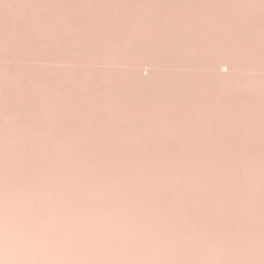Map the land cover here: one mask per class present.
Listing matches in <instances>:
<instances>
[{
    "label": "bare ground",
    "instance_id": "1",
    "mask_svg": "<svg viewBox=\"0 0 264 264\" xmlns=\"http://www.w3.org/2000/svg\"><path fill=\"white\" fill-rule=\"evenodd\" d=\"M72 1L76 5L71 8L66 0H50L48 55L50 64L58 66L48 68L46 80L37 82L30 75L22 86L18 73L3 64L11 60L10 50L0 52V134L8 135L9 143L2 137L0 264H244L246 247L250 264H264V226L247 223L252 230L247 228L251 231L248 237L255 231L257 240L247 241L246 233H241V181L247 179L245 173L251 182L256 176L254 162L246 163L247 172L241 170V151L264 148V0ZM84 5L94 7L82 22L78 15L84 12ZM82 63L106 67L80 68ZM71 64L75 69L69 68ZM141 65L151 67L146 75L136 68ZM221 66L226 72L219 71ZM22 93L29 97L24 96L29 99L24 98L25 103L19 97ZM35 93L42 106L35 104L38 97L30 99ZM39 132L50 139L49 145L64 151L63 155L74 152L73 160L69 153L71 161L60 157L44 140L40 143L46 149L53 148L50 155L43 150L41 155L39 150L44 147L36 142L39 148L33 146L40 155L34 153L32 160L35 150L29 151L27 159L30 147L20 150L15 136ZM16 146L27 152L28 157L21 154L29 161H24L29 164H23L24 169L19 156L23 152L16 155ZM92 149L105 156L103 160L95 153L96 160L105 162L109 154L114 156L113 163L103 167L95 159H83ZM133 150L144 151L154 160L167 151L180 156L179 160L192 159L186 168L193 188L183 182L184 171L180 174L175 165L178 159L175 163H166L165 157L163 163L162 159L136 161ZM54 151L59 155L55 158L64 159L59 160L61 165H68L69 172L64 170L73 189L63 186L59 177L54 179L56 175L52 180L50 174L57 172L49 168L58 162L49 164L55 160H51ZM196 159L202 161H193ZM70 162L77 171L69 168ZM78 165L84 167L83 172H95L99 184L95 179L89 181L94 182L92 190L90 184L85 185ZM127 166L137 177L128 175ZM114 181L120 183L121 191H129L128 198L122 197L124 192L120 197L110 193ZM196 181L206 191L199 189L200 194L192 196L198 191ZM87 188L96 202L89 200ZM158 191L160 203L169 196L170 202H193L191 208L201 207L208 215L202 218V212L199 221L193 210L190 218L183 211L190 207L178 203L185 205L180 208L182 214H188L182 221L188 222L187 227L180 228L169 199L164 200L171 204L168 209L164 201L155 205L160 195L154 192ZM251 195L249 192L247 198ZM72 198L78 206H88L81 216L77 205L68 208ZM251 212L256 215L255 210ZM93 222L104 232H91L87 225ZM59 238L63 243L55 242Z\"/></svg>",
    "mask_w": 264,
    "mask_h": 264
},
{
    "label": "rangeland",
    "instance_id": "2",
    "mask_svg": "<svg viewBox=\"0 0 264 264\" xmlns=\"http://www.w3.org/2000/svg\"><path fill=\"white\" fill-rule=\"evenodd\" d=\"M71 1V2H70ZM97 1V4H98V0H96ZM66 2H67V7H68V5L72 8L74 5H76V3L74 4V2L72 1V0H66ZM70 3V4H69ZM73 4V5H72ZM92 7H94V6H88V5H84V8H83V13L81 14V13H79V15H78V20L79 21H82V22H84L86 19H87V17L88 16H90L91 15V13H90V9L92 8ZM51 8V3H50V0H0V52H4V53H6L7 52V50H10V52L8 51L7 52V54L9 53V56H11V60H9L7 63L6 62H4L3 64H5V65H8V66H10V68L12 69V70H15L17 73H18V79L20 80V82H21V85L23 86L24 84L23 83H26L27 82V80L28 79H26L27 77H30V75H31V77L29 78V79H31L32 77V80H37V82L39 81H44V80H46L47 79V74H45V73H47L48 72V68L49 69H51V68H53V66L52 65H54V67H57L58 65H56V64H54V63H51L50 64V59H49V55H48V51H49V49H50V46H49V44H48V42H49V36H48V31H49V33H50V30H49V26H50V22H49V9ZM47 16V17H46ZM3 33V34H2ZM6 34V35H5ZM5 36V37H4ZM4 49H6L5 51H4ZM32 49V50H31ZM31 50V51H30ZM12 51V52H11ZM33 51H35V52H33ZM14 52V54H16L18 57H16L14 54H12ZM31 52V53H30ZM33 52V53H32ZM36 52H39V54L38 53H36ZM28 54H33L32 56H36L35 57V61H34V57L32 58V56L31 57H29L30 55H28ZM36 54H38L39 56H37ZM14 55V56H13ZM13 56V57H12ZM45 56H46V58H45ZM47 57H48V59H47ZM17 58H20L19 59V61H18V59ZM32 58V59H31ZM39 58V59H38ZM22 59H25V60H22ZM30 59L31 61H29V62H27L28 60ZM46 61H45V60ZM15 60H16V62H15ZM22 62H21V61ZM27 60V61H26ZM37 60H39L38 62H37ZM44 60V61H43ZM47 60H48V63H47ZM11 61H14V63L13 62H11ZM18 61V62H17ZM24 61V62H23ZM9 62H11V63H9ZM14 64V66H12L13 64ZM17 63V64H16ZM46 63H47V65H46ZM37 64V65H36ZM48 64H50V65H48ZM68 64V63H67ZM29 65V66H28ZM38 65H40V66H38ZM41 65H43V66H41ZM62 65V64H61ZM66 65V63H64V65L63 66H65ZM73 65L74 64H71V67H69V68H71L72 69V67H73ZM76 65V64H75ZM97 65V64H96ZM17 66V67H16ZM28 66V67H27ZM31 66V67H30ZM44 66H46V67H44ZM50 66H52V67H50ZM70 66V65H69ZM78 65H76L75 67H77ZM80 66V68L82 67V68H91L92 66L93 67H95V69L97 68V66H98V68H101L102 66H104V65H102V64H99V65H97V66H94V65H88V64H86V63H82L81 65H79ZM91 66V67H90ZM20 67H22V68H20ZM23 67H27V68H24L23 69ZM35 68V70H34V68ZM39 67V68H38ZM59 67H60V64H59ZM65 67H67V66H65ZM92 67V68H93ZM104 67H106V65L104 66ZM13 68H16V69H13ZM30 68V70L32 71V70H34V71H32V72H35V73H30L29 74V71H28V69ZM69 68H67V69H69ZM78 68V67H77ZM97 68V69H98ZM127 68H129V66H127ZM143 75H146L147 74V72L151 69V67L149 66V65H141V66H138V67H136ZM21 69V70H20ZM36 69H38L39 70V72L37 73V71H36ZM46 69V70H45ZM66 69V68H65ZM73 69H75L74 67H73ZM102 69H103V67H102ZM18 70V71H17ZM27 70V71H26ZM226 70H227V68L225 67V66H221L220 67V69H219V71H221V72H226ZM28 72V73H27ZM35 74H38V76L36 75V77L34 76ZM40 75V76H39ZM41 75H42V77H41ZM45 77H44V76ZM43 79V80H42ZM25 81V82H24ZM36 94V93H35ZM37 94H38V96H37ZM36 95H34V96H30V99L32 98V100H36L37 99V97H38V101H35L34 103L35 104H37V106H38V104L39 103H41L40 101H39V93H37ZM22 95V96H21ZM21 95H19V97H22L23 98V100H24V98L27 96V94H26V96H25V94L24 93H22ZM25 96V97H24ZM28 97V96H27ZM33 97H36V99L35 98H33ZM21 98V99H22ZM29 98V97H28ZM20 99V100H21ZM26 100H29V99H27V98H25ZM23 100H21V103L23 102ZM26 100H24V103H25V101ZM23 104V103H22ZM42 104V103H41ZM41 104H39V106H42ZM38 106V107H39ZM40 133L42 134V132H39L38 134L39 135H37V133H36V135L34 134V133H29V135L28 134H17L16 136H15V140L17 139V137H18V141H14L15 142V144L18 146V148H20V150H22L23 149V147L25 148L26 146V150L28 149V147H30L29 148V150L27 151L28 153H29V151H33V150H35L36 148H39V147H44L45 145V143H40V141L42 140H44V142L46 141L47 143H46V147L50 144V142H49V138H45V136H44V133H43V135H40ZM31 134V135H30ZM47 134V133H46ZM24 135H26V137L24 136ZM13 136V137H14ZM22 136H24L25 138H24V140H23V138H22ZM34 136L35 137H37V138H35L36 139V141L34 140ZM2 137H3V140L5 141V143H6V145H8L9 143H8V135H4L3 136V134H0V147L2 146ZM49 137V136H48ZM14 139V138H13ZM21 139V140H20ZM31 139H33L34 141H35V143H31L30 144V142L32 141ZM45 139H47V140H45ZM23 140V141H22ZM28 141V142H27ZM36 142L37 143H39V144H43L42 146L41 145H36ZM49 143V144H48ZM33 144L35 145V146H37L36 148L33 146ZM31 145H32V148H34V149H32V150H30L31 149ZM17 146H16V148H17ZM49 146H52L53 147V145H52V143H51V145H49ZM48 146V147H49ZM46 147H44L43 149H38L40 152H41V155H42V153H43V151L44 152H47V154H48V152L49 151H53V150H51V149H53L52 147H51V149H49V148H47L46 149ZM17 148V150H18V153L16 154V155H18L19 154V152H23V153H20V155L19 156H21V154L23 155V154H25V149H24V151H20L19 149ZM45 149L46 150H48V151H45ZM55 149V151L57 152V150H58V154H60V157L63 155L62 154V152L64 153V151H61V153L59 152L60 150L58 149V148H54ZM57 149V150H56ZM38 150H35L34 152H32L33 154H31V155H33V157L31 158L32 160H33V158H34V153H36L37 154V151ZM41 150H43V151H41ZM53 152V153H51V154H54L55 156H54V158H53V156H50L51 158H53V159H51V160H54V161H51V162H49V164H51V163H53V162H56V161H58V162H56L55 164L53 163L52 165L53 166H55V168H53V167H51V168H49L51 171H53L54 169L55 170H58V171H55L54 170V173H56V174H50V170H49V173L47 172V174L49 175L50 174V176L51 175H53V177H52V180H53V178L54 177H56V178H54V179H58V177H59V179H60V182L61 183H65L63 186H65V185H67V186H69L70 185V183H68V181H69V178L67 179V176H68V174H66V171H68V169H66L67 167H68V165H67V167L65 166H62L61 165V161H64V159L62 160L60 157L57 159V158H55V157H58L59 155H56L57 153L56 152ZM100 150H98L97 152H95V150L94 149H92L91 151H89L88 150V154L87 153H85L84 151H83V153H85L86 154V156H85V154H84V156L85 157H83V159L84 158H88V160H91V159H95L96 160V156H94L95 155V153L96 154H98V155H100L99 156V158L100 157H102L101 159H103V156H104V154L103 153H101L102 151H100V153H98ZM133 151H135V152H132V151H129V152H132L131 154L133 155V157H134V159L136 160V161H138V160H140V158H141V160L140 161H142L143 160V162H150V161H152V162H156V161H161V159H162V157L164 158V159H166L165 161H167L166 163H168V162H172V161H174V162H172V163H175V161H177V159L179 160V157L180 156H178V158L175 156V157H173L172 155H173V152H171V154L172 155H170L169 153H165L166 155L165 156H162V157H160L161 159H158V160H154V158H152V159H150V157H149V155H148V157L146 156V153L143 151H137V150H133ZM17 152V151H16ZM26 152V153H27ZM138 152L139 153H141L142 155H139V156H137L138 155ZM157 152V151H156ZM50 153V152H49ZM56 153V154H55ZM67 153V154H66ZM66 155L64 156H62L63 158H67L68 159V156L67 155H69L70 154V157H71V153H73L74 154V156L76 155L74 152H67L66 151ZM69 153V154H68ZM80 153V152H79ZM136 154V156H135V154ZM144 153V154H143ZM149 153H151V152H149ZM155 153V152H154ZM163 153V154H164ZM252 153L254 154V155H252ZM35 154V156H37V155H40V153L39 154H37L36 155ZM82 154V153H81ZM169 154V155H168ZM241 162H243V166H242V168H241V170L243 169V171L244 172H247L246 170L248 169L247 167V165H246V163L248 162V165H249V163L251 162V164H252V162H254V164L256 165V176H255V178H254V176L252 177V180H254V181H252L251 182V179H249V178H251V176L250 175H246V173H245V177L246 176H248V177H246L247 179H244L245 181H241L242 182V185L243 186H241V187H243L242 189H241V194H242V198H241V211L244 213V215H243V213H242V218H244L241 222V224H242V226H243V228L241 229V233H242V236H243V233H246V234H244L245 236H243L244 237V239L245 240H249V239H254V240H257V235L256 236H254V234H255V231H253L252 233H253V235H251V238H249L248 236H249V234L251 233V229H250V225H248V227H247V223L248 224H252L253 223V225H255L257 222H258V225L259 226H264V148H261V149H256V151L254 150L253 152L252 151H241ZM26 155V154H25ZM44 155V154H43ZM48 155H50V154H48ZM48 155L46 156V154H45V156L48 158ZM77 155H78V153H77ZM174 155H175V152H174ZM19 156H17L20 160H21V158L19 157ZM29 156V157H28ZM28 156L26 155V157H28L27 159H29L31 156H30V153L28 154ZM67 156V157H66ZM73 156V155H72ZM88 156V157H87ZM142 156V157H141ZM171 156V158H172V160H171V158L169 159L170 161H168V158ZM21 157H23V162H22V165L23 164H25V162L24 161H28L27 159H24V158H26V157H24V156H21ZM69 157V158H70ZM105 157V156H104ZM137 157V158H136ZM152 157V156H151ZM72 159L71 160H73V158L74 157H71ZM76 158V157H75ZM98 158V157H97ZM99 158H98V160H96L97 162L99 161ZM106 158H107V160H105V162L104 161H102L101 160V164H100V166H103L104 167V165L105 164H109V165H111L112 163H113V161H114V156H112V155H107L106 156ZM105 158V159H106ZM139 158V159H138ZM149 160H148V159ZM173 158H175V160H173ZM181 158V157H180ZM36 159H38V158H35V160ZM50 159V158H49ZM78 159H79V157H78ZM83 159H80V163H81V160H83ZM30 160V159H29ZM59 160H61V161H59ZM68 160H70V159H68ZM67 160V161H68ZM70 160V161H71ZM77 160V159H76ZM75 159H74V164H76L75 163V161H76ZM104 160V159H103ZM163 160V159H162ZM186 160V161H185ZM191 161H192V159H190ZM189 160V158H182V159H180L179 161H177L176 163L177 164H175L176 165V167L178 168H180V174L182 175V178H184L183 179V182H185L187 185H190L191 186V184L193 183L192 182V179H191V177H192V175L190 174V173H188V170H187V168H186V164L190 161ZM243 160V161H242ZM50 161V160H49ZM193 161H202V159H196V160H193ZM1 160H0V164H1ZM19 162H21V161H19ZM29 162V161H28ZM28 162H26V163H28ZM31 162V161H30ZM34 162V161H33ZM35 162H38V161H35ZM65 162V161H64ZM79 162V161H78ZM103 162V163H102ZM162 163L164 162V160L163 161H161ZM59 164V165H61V168H58V167H56V164ZM67 163H69V161L67 162ZM71 163V162H70ZM161 163V164H162ZM34 164V163H33ZM36 164V163H35ZM58 164H57V166H58ZM63 164V163H62ZM72 165H69V168L71 167L72 168V166H73V169H74V167H76L74 164H73V162L71 163ZM27 164H25V166H26ZM29 165V164H28ZM27 165V166H28ZM38 165V163L35 165V167H38L37 166ZM63 165H66V163L65 164H63ZM81 165V164H80ZM125 165V164H124ZM1 166V165H0ZM18 166H21V164L19 163L18 164ZM79 166V165H78ZM159 166H160V164H159ZM244 166H247V167H244ZM22 167V166H21ZM64 167V168H63ZM158 167V166H157ZM56 168H58V169H56ZM78 168V171L81 173V172H83V166L82 167H77ZM127 168V172H128V175H131V176H133V177H137V175H135V174H133L132 172H131V170H129V166H127L126 167ZM247 168V169H246ZM19 169H20V167H19ZM23 169H24V165H23ZM43 169V168H42ZM48 169V168H47ZM66 171H65V170ZM182 169V170H181ZM186 169V170H185ZM22 169H20V171H21ZM43 170H45L46 171V169H43ZM74 170H76V168L74 169ZM81 170V171H80ZM160 170V169H159ZM20 171H19V174H20ZM23 171V170H22ZM63 171V173L64 174H62L61 172ZM77 171V170H76ZM84 171L85 172H83V173H81V174H83L82 176L86 179V186L88 187V184H90L91 186H89L90 187V189L92 190L93 188H92V184H94V182H97L98 180L96 179V178H94V176H95V172H94V174L92 173V175H91V172H89V170H87V169H84ZM117 171V170H116ZM187 171V172H186ZM69 172V171H68ZM86 172H88V174L86 173ZM93 172V171H92ZM134 172V171H133ZM85 173V174H84ZM135 173V172H134ZM186 173V174H185ZM21 175H22V172H21ZM56 175V176H55ZM87 175V176H86ZM2 174H0V179L2 178ZM250 176V177H249ZM22 177H23V175H22ZM22 177L20 176V178H19V176H18V178L19 179H21L22 180ZM102 177V176H101ZM163 178H165V177H163ZM93 179H95L94 180V182H92V183H90L89 181H91V180H93ZM138 179V178H137ZM136 179V180H137ZM56 180H54L55 182H56ZM68 180V181H67ZM164 180H166V179H163V182L165 183V181ZM248 180H250V181H248ZM2 181V180H1ZM0 181V183H1V185L3 186V183ZM23 181V180H22ZM21 181V182H22ZM66 181H67V183L68 184H66ZM70 182V181H69ZM89 182V183H88ZM100 182H101V180H100ZM246 182H248V183H246ZM250 182V183H249ZM19 183H20V181H19ZM54 183V182H53ZM83 183H85V182H83ZM252 183V184H251ZM22 184V183H21ZM99 184V182H97V185ZM120 183H116L115 181H114V183H113V189L114 190H116V192L114 191V190H110L111 192V194L113 195V194H115V195H117V197H120L121 196V194H122V192H124L123 194H122V197L123 196H125V195H129L128 193H129V191L127 190V189H125L124 191H121V188H122V186H119L118 187V185H119ZM196 184H197V186H196V188L198 187V185H199V183H198V181H196ZM202 182L200 183V186L197 188V190L198 191H196V189H195V191H194V189H192V193H193V191H194V193L195 194H192V196L194 195H197V192H198V194H200V192L201 193H203V192H205V191H203V189H204V184H202ZM249 184H251V185H249ZM254 184H255V187L256 188H254ZM0 185V186H1ZM85 185H83V188L84 187H86ZM253 185V186H252ZM1 186V187H2ZM66 186V187H67ZM72 186V184L70 185V187H69V189H73V187H71ZM192 186H193V184H192ZM191 186V187H192ZM253 187V189H252V187ZM93 187H95V185L93 186ZM245 187H247V189L246 190H244V188ZM117 188V189H116ZM193 188V187H192ZM203 188V189H202ZM68 189V190H69ZM85 189V188H84ZM89 188H87L86 190H87V192H89L88 194L90 195V199L89 200H92L93 202H96L97 201V199L96 198H93V196H92V194H90V192H92L91 190H90ZM120 189V190H119ZM199 189H200V192H199ZM202 189V190H201ZM248 189H249V192H250V195H251V193H253L251 196H249L248 198H247V196L249 195V192H248ZM255 189V190H254ZM257 189V190H256ZM89 190V191H88ZM242 190H244V191H242ZM256 191V195H255V193L253 192V191ZM71 191V190H70ZM119 191H121V192H119ZM203 191V192H202ZM247 191V192H246ZM0 192H2V189H1V191ZM120 194H119V193ZM126 192V193H125ZM245 192V193H244ZM56 193L55 192H53V198H52V201H53V205L55 206L56 205V203H55V197H56V195H55ZM70 194H72V192L70 193ZM119 194V195H118ZM147 194V193H146ZM154 194L155 195H158L159 194V191L158 192H154ZM248 194V195H247ZM73 195H74V193H73ZM160 195V194H159ZM127 196H125L124 198H128ZM256 196V197H255ZM260 196V197H259ZM161 197H162V195H160V198H158L157 200L158 201H155L154 203H155V205L156 204H158L157 202H159L160 201V199H161ZM167 198L166 199H163V198H165V197H163L162 198V201H161V203L165 200H168L169 202H170V200H171V198H168L169 196H166ZM239 197H241V195L239 196ZM244 197H246V198H244ZM252 197V198H251ZM57 198H58V200L57 201H60V197L58 196V194H57ZM56 198V199H57ZM124 198H119L120 200H122V199H124ZM244 199V200H243ZM255 199V200H254ZM73 200V201H72ZM72 200L70 201V203H71V205H68V208H71V206H73V204L74 205H77V212H78V214H80V216H81V214H83L84 213V211H86V209L88 208V206H86V208H85V206H78V204H79V202H77L76 201V199L74 200L73 198H72ZM154 200V199H153ZM99 201V200H98ZM146 201V200H145ZM152 201V200H151ZM164 201V207L166 208L167 207V209H168V207L169 206H171V204L170 203H173L172 204V207L171 208H173L174 207V209H171L170 211H172V212H175V210L177 211V213H175V214H173L174 215V217L176 218V219H178L177 221H179V222H177V224H179V226H180V228H186L187 227V225L186 224H188V222H185V223H183L186 219H184L185 217H188V214L186 213V214H182L183 212H182V210L184 209V206L183 205H179L178 203H185V202H181V201H178V202H165ZM244 201L246 202V203H244ZM252 201H254V202H252ZM256 201V202H255ZM188 202H190V200L188 201ZM68 203V202H67ZM73 203V204H72ZM161 203L159 202V204L161 205ZM176 203L178 204V206H179V208H178V206L176 205ZM193 202H190V203H188L187 204V202L185 203L187 206H188V208L190 207V205H193L192 204ZM69 204V203H68ZM166 204H169V205H166ZM175 204V206H173ZM255 204H256V206H255ZM57 205H59V203H57ZM57 205H56V207H57ZM246 205V206H245ZM177 206V207H176ZM252 206V207H251ZM255 206V207H254ZM55 207V208H56ZM60 208H61V206H59ZM59 207H58V211L60 210L59 209ZM75 207V206H74ZM176 207V208H175ZM55 208H52V209H54V213H55V211L57 210V208H56V210H55ZM84 208V210H82ZM182 210H181V209ZM247 208V209H246ZM254 208H256V209H254ZM190 209H192V210H190ZM198 209V210H197ZM199 209H202L201 207L199 208H194L193 206H192V208L190 207L188 210H186V206H185V210H183L184 212H187L188 211V213L190 212V213H194L195 211H197V213H198V217L199 216H201L202 217V215H203V217L202 218H205V213H206V215H208V213L206 212V211H204V209H202V210H200L199 211ZM247 210V212L245 213L244 211H246ZM252 211H256V215H254L255 214V212H251V210ZM174 210V211H173ZM193 210H194V212H193ZM192 211V212H191ZM199 211V212H198ZM59 212H61V211H59ZM83 212V213H82ZM202 212H204V214H202V215H200ZM250 212V213H249ZM179 213H181V215L179 214ZM189 213V215H191ZM58 214H60V213H57V215ZM195 214V213H194ZM248 214V215H247ZM249 214H251V215H249ZM55 215V214H54ZM181 217H180V216ZM185 215V216H184ZM247 216V217H246ZM248 216H250V217H248ZM192 217V215L190 216V218ZM201 217H199V221H200V219H201ZM128 218V217H127ZM180 218V219H179ZM249 219V222H247V220L246 219ZM251 218H253V220L251 219ZM254 218H256V219H254ZM181 220V221H180ZM187 220H188V218H187ZM246 220V221H245ZM252 220V221H251ZM257 220V221H256ZM183 221V222H182ZM246 222V223H245ZM93 224V225H92ZM185 224V225H184ZM246 224V225H245ZM93 227H92V226ZM96 224L93 222V223H89V225H87V227H89V230L91 231V232H93V230L95 229V232L96 231H99V230H103L102 228L100 229H97L96 227L97 226H99V225H96ZM183 225V226H182ZM244 225H245V227H246V229L247 228H249L251 231H249V229H247L246 231H244L245 230V227H244ZM257 225V224H256ZM99 227H101V226H99ZM90 228H92V229H90ZM161 231V230H160ZM165 231V230H164ZM103 232H104V230H103ZM103 232H100L101 234L103 233ZM98 234H99V232H97ZM161 233H162V231H161ZM166 233V235H167V232H163V234H165ZM92 234V233H91ZM90 234V235H91ZM92 236H94V235H92ZM254 237V238H253ZM256 237V238H255ZM249 238V239H248ZM65 239V238H64ZM59 240V242H57ZM57 241H55L56 243H63L62 241H60L61 239L59 238ZM67 240V239H66ZM72 241V240H71ZM71 241H70V243H71ZM64 242H65V240H64ZM96 242V241H95ZM72 243H73V241H72ZM65 244V243H64ZM67 244V243H66ZM69 244V243H68ZM74 247V246H73ZM248 248L249 247H246L245 248V251H244V254H243V258L245 259V262H244V264H250V255H249V253H248ZM62 255H63V253H62ZM64 256L65 257H69V256H67L66 254H64ZM71 257V256H70Z\"/></svg>",
    "mask_w": 264,
    "mask_h": 264
}]
</instances>
